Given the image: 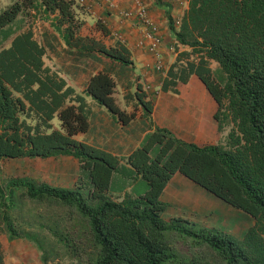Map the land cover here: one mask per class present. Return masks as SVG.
I'll list each match as a JSON object with an SVG mask.
<instances>
[{"label": "trees", "instance_id": "trees-1", "mask_svg": "<svg viewBox=\"0 0 264 264\" xmlns=\"http://www.w3.org/2000/svg\"><path fill=\"white\" fill-rule=\"evenodd\" d=\"M28 7L55 14L67 42L82 24L75 0H16L0 11V162L64 155L78 161L79 173L73 187H61L4 176L0 165V229L7 239L33 244L43 264H264V0L188 1L174 32L175 47L187 49L167 69L161 90L177 93L197 76L216 102L217 129L231 128L224 142L205 145L155 128L125 161L146 188L119 200L110 187L120 158L74 135L88 129L84 95L123 124L135 110L120 108L108 73H94L77 93L45 65L43 46L16 22ZM99 49L131 61L121 43ZM133 97L146 114L152 111L140 84ZM175 173L248 213L254 224L238 237L185 216L165 218L161 196ZM23 198L57 209L36 215L38 222L23 221Z\"/></svg>", "mask_w": 264, "mask_h": 264}, {"label": "crops", "instance_id": "crops-1", "mask_svg": "<svg viewBox=\"0 0 264 264\" xmlns=\"http://www.w3.org/2000/svg\"><path fill=\"white\" fill-rule=\"evenodd\" d=\"M110 1L117 5L116 9L109 7ZM143 1L148 16L158 25L162 34L160 54L167 70L180 58V51L187 49L185 46L175 47L174 32L179 27L174 26L173 20L184 16L189 0ZM10 3V0H5L1 5L7 6ZM75 4L77 17L82 24L78 35L69 42L64 35V26L55 24V14H45L40 8L36 10L28 7L22 18L17 17L16 22L22 29L32 30L33 37L44 48L45 65L56 71L75 92L83 93L89 77L94 73L106 72L114 79L113 96L120 108L127 112L135 110L134 118L123 124L104 105L90 95H84L88 107V129L74 135L77 140L120 158L118 169L111 179L110 191L112 195L121 196V199L124 192H141L146 188L145 181L136 176L125 161L130 151L138 147L149 132L155 128H166L187 142L198 145L212 143L210 139L216 131L214 113L217 105L195 75H191L188 82L179 84L177 93L161 90L166 72L157 71L154 67V54L138 45L141 29L138 19L133 17L121 20L119 17V11L133 6L132 0H75ZM113 31L122 34V44L130 52V63L114 59L99 49L101 46L109 47L119 43L113 37ZM138 84L153 103V109L148 114L133 97ZM52 125L60 129L57 117L52 119ZM45 159L76 162L78 177L79 163L71 156L59 155ZM179 175L175 173L169 180L162 193V200L171 180ZM18 241V259H6L8 248L0 241V264H43L37 254L33 257V244L23 239Z\"/></svg>", "mask_w": 264, "mask_h": 264}, {"label": "rangeland", "instance_id": "rangeland-1", "mask_svg": "<svg viewBox=\"0 0 264 264\" xmlns=\"http://www.w3.org/2000/svg\"><path fill=\"white\" fill-rule=\"evenodd\" d=\"M4 2L5 0L0 2V11L5 7L1 5ZM23 14L19 16L22 18ZM8 43L9 40L4 45ZM211 67L215 69L217 64L212 62ZM215 124V135L210 139V142H224L231 125L225 124L221 130H218L217 123ZM0 165L4 176L28 177L40 183L64 187L74 186L78 172L76 162H71V160L15 158L2 160ZM112 197L119 200L121 196L112 195ZM163 201L167 203L163 214L165 218L185 216L206 226L228 231L238 237H241L255 222L248 213L222 201L183 175L174 176L163 195ZM22 202L23 221L38 222L36 215H46L57 209L36 205L25 198L22 199ZM59 212H63V210ZM76 228L79 229V227ZM0 241L5 243L8 248L6 249V259H18V239L8 240L6 234L0 229ZM31 247L33 248V257L37 254V258L40 260V253L35 250V246ZM61 264H77V262L63 260Z\"/></svg>", "mask_w": 264, "mask_h": 264}, {"label": "built area", "instance_id": "built-area-1", "mask_svg": "<svg viewBox=\"0 0 264 264\" xmlns=\"http://www.w3.org/2000/svg\"><path fill=\"white\" fill-rule=\"evenodd\" d=\"M179 1L181 0H173ZM133 6L130 9L119 11V17L121 20L137 18L141 26L140 36L138 39V45L145 47L148 51L152 52L156 57L155 60V69L159 72L165 73L167 70L164 66V63L160 54V44L162 42V34L159 30V27L154 23L151 18L148 16L146 6L143 0H132ZM109 7L113 10L116 9L117 5L114 2H109ZM182 18L177 17L173 20V24L176 27H179L181 24ZM112 35L117 39L119 43H124V38L119 31H113ZM173 49V47H171Z\"/></svg>", "mask_w": 264, "mask_h": 264}]
</instances>
